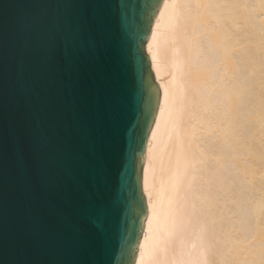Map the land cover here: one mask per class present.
I'll use <instances>...</instances> for the list:
<instances>
[{
    "label": "water",
    "instance_id": "obj_1",
    "mask_svg": "<svg viewBox=\"0 0 264 264\" xmlns=\"http://www.w3.org/2000/svg\"><path fill=\"white\" fill-rule=\"evenodd\" d=\"M162 0H0V264H133Z\"/></svg>",
    "mask_w": 264,
    "mask_h": 264
},
{
    "label": "bare ground",
    "instance_id": "obj_2",
    "mask_svg": "<svg viewBox=\"0 0 264 264\" xmlns=\"http://www.w3.org/2000/svg\"><path fill=\"white\" fill-rule=\"evenodd\" d=\"M133 264H264V0H162Z\"/></svg>",
    "mask_w": 264,
    "mask_h": 264
}]
</instances>
